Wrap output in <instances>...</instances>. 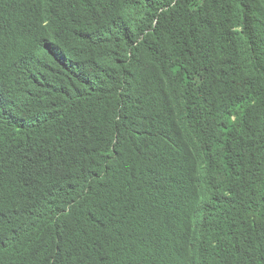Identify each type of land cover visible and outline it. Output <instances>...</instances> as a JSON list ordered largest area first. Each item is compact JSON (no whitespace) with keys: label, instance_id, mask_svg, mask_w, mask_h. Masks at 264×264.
<instances>
[{"label":"trees","instance_id":"trees-1","mask_svg":"<svg viewBox=\"0 0 264 264\" xmlns=\"http://www.w3.org/2000/svg\"><path fill=\"white\" fill-rule=\"evenodd\" d=\"M0 264H264V0H0Z\"/></svg>","mask_w":264,"mask_h":264}]
</instances>
